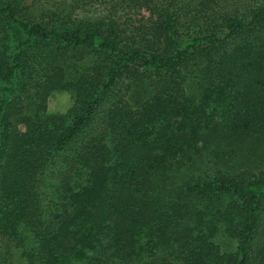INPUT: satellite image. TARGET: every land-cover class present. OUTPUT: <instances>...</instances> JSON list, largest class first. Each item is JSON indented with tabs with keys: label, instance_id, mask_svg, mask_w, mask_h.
Returning a JSON list of instances; mask_svg holds the SVG:
<instances>
[{
	"label": "trees",
	"instance_id": "trees-1",
	"mask_svg": "<svg viewBox=\"0 0 264 264\" xmlns=\"http://www.w3.org/2000/svg\"><path fill=\"white\" fill-rule=\"evenodd\" d=\"M219 3L0 0V264H264V0Z\"/></svg>",
	"mask_w": 264,
	"mask_h": 264
},
{
	"label": "rangeland",
	"instance_id": "rangeland-1",
	"mask_svg": "<svg viewBox=\"0 0 264 264\" xmlns=\"http://www.w3.org/2000/svg\"><path fill=\"white\" fill-rule=\"evenodd\" d=\"M261 0H220V7L225 8L227 11L244 12L256 4L260 3ZM72 102L70 93L66 90H58L51 94L48 99V111L49 112H63ZM58 181L50 178L49 175H44L41 178V189L52 199H55L56 189ZM14 264L19 262V253L13 252Z\"/></svg>",
	"mask_w": 264,
	"mask_h": 264
}]
</instances>
